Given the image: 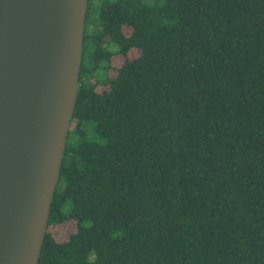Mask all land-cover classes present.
I'll list each match as a JSON object with an SVG mask.
<instances>
[{"label": "trees", "instance_id": "trees-1", "mask_svg": "<svg viewBox=\"0 0 264 264\" xmlns=\"http://www.w3.org/2000/svg\"><path fill=\"white\" fill-rule=\"evenodd\" d=\"M38 264H264V0H88Z\"/></svg>", "mask_w": 264, "mask_h": 264}, {"label": "water", "instance_id": "water-1", "mask_svg": "<svg viewBox=\"0 0 264 264\" xmlns=\"http://www.w3.org/2000/svg\"><path fill=\"white\" fill-rule=\"evenodd\" d=\"M88 0H0V264H38L75 108Z\"/></svg>", "mask_w": 264, "mask_h": 264}]
</instances>
